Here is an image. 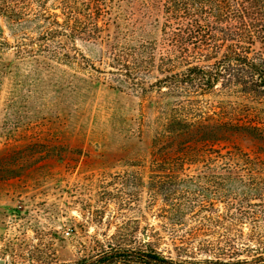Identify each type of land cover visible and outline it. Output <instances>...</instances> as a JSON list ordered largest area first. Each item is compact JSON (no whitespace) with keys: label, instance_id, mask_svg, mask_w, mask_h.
Masks as SVG:
<instances>
[{"label":"trees","instance_id":"16d2710c","mask_svg":"<svg viewBox=\"0 0 264 264\" xmlns=\"http://www.w3.org/2000/svg\"><path fill=\"white\" fill-rule=\"evenodd\" d=\"M0 17L14 37L0 40V93L12 49L39 66L84 67L110 75L114 90L161 98L149 185L153 201L164 202L167 236L155 230L156 239L171 242L179 261L154 248L126 259L264 264L252 203L258 197L264 210V0H0ZM50 149L37 143L2 153L0 181L48 160ZM199 166L208 171L192 173ZM203 180L225 187L205 189ZM221 193L236 200L226 204L235 213L221 216L234 224L230 242H214L216 217L197 212L202 197ZM242 220L254 223L247 237L236 228ZM248 253L256 255L243 258Z\"/></svg>","mask_w":264,"mask_h":264},{"label":"rangeland","instance_id":"374dc122","mask_svg":"<svg viewBox=\"0 0 264 264\" xmlns=\"http://www.w3.org/2000/svg\"><path fill=\"white\" fill-rule=\"evenodd\" d=\"M158 7L155 13L161 17L162 4ZM3 39L14 43L0 17ZM5 58L10 67L0 93V155L38 143L51 148V158L19 178L0 181V260L140 264L126 256L154 248L179 261L171 242L156 239L155 230L167 236L162 230L164 202L159 196L153 201L150 194L152 144L162 117L159 95L130 87L114 90L110 75L84 67L39 66L12 49ZM212 100L229 106L227 98ZM197 170L208 171L199 166L192 173ZM198 184L225 187L206 180ZM227 200L236 201L221 193L206 195L199 203L200 215L212 212L218 221L212 226L214 242H230L228 231L235 229L221 217L235 213ZM260 202L252 199L256 230L264 235ZM253 227L242 220L236 228L247 237Z\"/></svg>","mask_w":264,"mask_h":264},{"label":"water","instance_id":"95a60500","mask_svg":"<svg viewBox=\"0 0 264 264\" xmlns=\"http://www.w3.org/2000/svg\"><path fill=\"white\" fill-rule=\"evenodd\" d=\"M146 240H148V237H145ZM0 264H6L4 260H0Z\"/></svg>","mask_w":264,"mask_h":264}]
</instances>
